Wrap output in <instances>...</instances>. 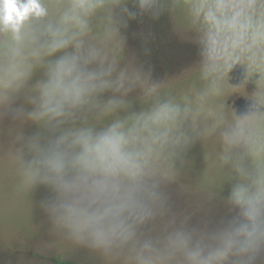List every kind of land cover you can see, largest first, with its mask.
Segmentation results:
<instances>
[{
    "label": "clouds",
    "instance_id": "clouds-1",
    "mask_svg": "<svg viewBox=\"0 0 264 264\" xmlns=\"http://www.w3.org/2000/svg\"><path fill=\"white\" fill-rule=\"evenodd\" d=\"M118 2L66 0L53 15L46 0H0V35L9 38L5 55L13 69L23 65L12 72L6 85L11 91L0 94V106L7 108L24 87L33 67L25 63L29 57L40 63L46 77L28 97L32 110L14 111V119L30 120L48 133L27 139L17 135L22 141L15 157L20 187L49 186L55 196L44 208L53 228L121 264H254L264 249V156L258 154L246 165L244 156L234 152L249 142L254 116L235 120L220 135L222 166L230 165L239 178L227 198L238 216L208 234L187 228L185 222L176 225L175 218L158 235L139 231L165 214L159 181L172 172L175 150L190 140L181 126L192 107L187 98L163 97L153 86L144 89L147 110L115 115L129 107L127 94L143 81L134 69L118 70L117 59L87 38L91 18ZM137 5L154 18L161 11L160 0H137ZM117 37L111 19L104 40ZM202 43L201 78L207 88L198 101L220 95V77L237 63L222 64L211 42ZM57 53L56 59L45 60ZM108 90L119 95L101 103ZM92 113L114 118L98 126L88 122Z\"/></svg>",
    "mask_w": 264,
    "mask_h": 264
},
{
    "label": "rangeland",
    "instance_id": "rangeland-1",
    "mask_svg": "<svg viewBox=\"0 0 264 264\" xmlns=\"http://www.w3.org/2000/svg\"><path fill=\"white\" fill-rule=\"evenodd\" d=\"M53 15L66 0H46ZM111 3V0H110ZM157 17L141 12L137 0H119L110 10L99 11L91 18L92 32L88 40L101 44L110 57L117 59V69L136 70L142 86L133 88L126 97L129 107L115 115L125 116L147 110L144 89L157 87L163 97L190 102L192 112L181 128L189 137L177 148L172 158V172L160 178L159 190L165 198V214L155 222L142 225L145 235H158L168 221L185 222L189 229L212 233L238 216L239 210L227 201L238 176L230 165L222 166L220 135L235 120L254 116L249 129L250 140L234 149L250 164L259 154L264 156V0H160ZM127 10V11H125ZM128 12H135L129 18ZM111 19L116 22L118 37L104 40ZM208 39L222 64L236 61L219 79L220 95H208L198 101L207 88L201 78L204 61L203 40ZM9 38L0 35V94L13 69L5 55ZM57 53L45 60H54ZM30 75L24 87L15 94L9 106H0V264H54L51 256H61L83 264H121L98 252L76 245L53 228L44 204L55 193L47 185L38 184L31 191L20 187L16 154L22 141L36 135H48L30 120L13 118L14 111H31L28 97L34 86L44 80L45 69L33 57ZM111 90L100 96L101 103L112 97ZM257 104L256 110L252 105ZM253 110L252 112H250ZM114 116L88 115V122L102 125ZM195 128L199 135H195ZM254 264H264V249Z\"/></svg>",
    "mask_w": 264,
    "mask_h": 264
},
{
    "label": "trees",
    "instance_id": "trees-1",
    "mask_svg": "<svg viewBox=\"0 0 264 264\" xmlns=\"http://www.w3.org/2000/svg\"><path fill=\"white\" fill-rule=\"evenodd\" d=\"M51 261L54 264H83L81 262H77L75 260H71V259H64L61 256L57 255V256H51Z\"/></svg>",
    "mask_w": 264,
    "mask_h": 264
}]
</instances>
